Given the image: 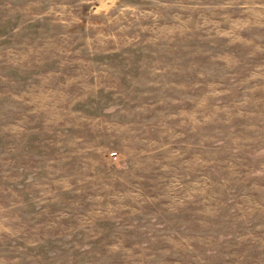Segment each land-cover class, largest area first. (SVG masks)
<instances>
[{"label":"rangeland","instance_id":"1","mask_svg":"<svg viewBox=\"0 0 264 264\" xmlns=\"http://www.w3.org/2000/svg\"><path fill=\"white\" fill-rule=\"evenodd\" d=\"M0 264H264V0H0Z\"/></svg>","mask_w":264,"mask_h":264}]
</instances>
